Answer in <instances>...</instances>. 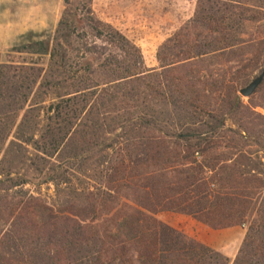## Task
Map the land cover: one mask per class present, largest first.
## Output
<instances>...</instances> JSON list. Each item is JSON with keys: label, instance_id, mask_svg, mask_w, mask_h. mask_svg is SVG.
<instances>
[{"label": "trees", "instance_id": "trees-1", "mask_svg": "<svg viewBox=\"0 0 264 264\" xmlns=\"http://www.w3.org/2000/svg\"><path fill=\"white\" fill-rule=\"evenodd\" d=\"M63 5L21 60L0 55V264H264V81L239 94L264 57V32L246 38L264 0H197L155 68L92 0ZM162 212L246 233L232 260Z\"/></svg>", "mask_w": 264, "mask_h": 264}, {"label": "rangeland", "instance_id": "rangeland-1", "mask_svg": "<svg viewBox=\"0 0 264 264\" xmlns=\"http://www.w3.org/2000/svg\"><path fill=\"white\" fill-rule=\"evenodd\" d=\"M197 0H92L95 14L102 20L119 28L129 39L136 43L144 54L148 68L158 66L156 53L161 43L177 29L191 19L195 13ZM64 9L63 0H0V55L1 62H6L8 54L15 46L24 42L23 35L30 32L51 35L58 25ZM246 38L264 32V21L249 23ZM12 34H16L12 40ZM252 51L246 58L252 57ZM15 60H21L19 55H13ZM26 55H23L24 58ZM260 67L251 72L241 86H245L264 68V57ZM260 96L256 95V99ZM241 97L248 102L249 98ZM257 111H264L257 108ZM261 145L251 147L261 157L258 171L264 175V137H254ZM24 172V170L22 171ZM29 178H34L31 174ZM37 181L28 187L39 192L45 199L51 200L55 196L53 185L37 186ZM159 218L185 231L192 237L201 238L232 260L238 253L239 247L246 233V226H237L235 240L228 242L226 235H214L211 230L204 231L203 225L191 216L162 212Z\"/></svg>", "mask_w": 264, "mask_h": 264}, {"label": "water", "instance_id": "water-1", "mask_svg": "<svg viewBox=\"0 0 264 264\" xmlns=\"http://www.w3.org/2000/svg\"><path fill=\"white\" fill-rule=\"evenodd\" d=\"M263 81L264 68L258 74H256V76L252 78L249 83L240 88L239 94L242 95L244 98H250Z\"/></svg>", "mask_w": 264, "mask_h": 264}, {"label": "crops", "instance_id": "crops-1", "mask_svg": "<svg viewBox=\"0 0 264 264\" xmlns=\"http://www.w3.org/2000/svg\"><path fill=\"white\" fill-rule=\"evenodd\" d=\"M16 34H12V40L16 37L15 36ZM202 224V223H201ZM203 227H201L202 230L204 231H207V229L211 230L212 234L214 235H226L225 237V240L228 241V242H231V241H234L235 240V233L237 232V226L236 227H231V228H226V229H220V230H215V229H212L204 224H202ZM200 241H202L203 243L211 246L212 244L211 243H208L206 242L205 240L199 238Z\"/></svg>", "mask_w": 264, "mask_h": 264}]
</instances>
